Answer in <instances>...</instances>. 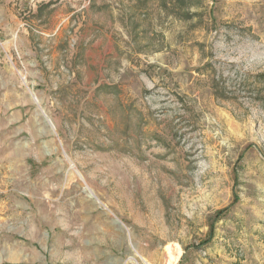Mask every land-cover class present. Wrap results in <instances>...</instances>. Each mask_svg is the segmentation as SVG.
Masks as SVG:
<instances>
[{
  "label": "rangeland",
  "instance_id": "1",
  "mask_svg": "<svg viewBox=\"0 0 264 264\" xmlns=\"http://www.w3.org/2000/svg\"><path fill=\"white\" fill-rule=\"evenodd\" d=\"M172 246L264 264V0H0V264Z\"/></svg>",
  "mask_w": 264,
  "mask_h": 264
},
{
  "label": "bare ground",
  "instance_id": "2",
  "mask_svg": "<svg viewBox=\"0 0 264 264\" xmlns=\"http://www.w3.org/2000/svg\"><path fill=\"white\" fill-rule=\"evenodd\" d=\"M178 249H173V246L167 248V259L164 264H175L177 262L180 255V251Z\"/></svg>",
  "mask_w": 264,
  "mask_h": 264
}]
</instances>
